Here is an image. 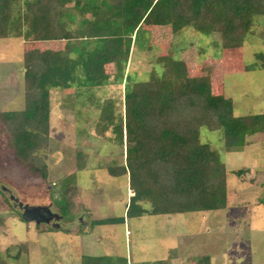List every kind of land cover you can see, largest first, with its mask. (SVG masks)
I'll use <instances>...</instances> for the list:
<instances>
[{
  "label": "rangeland",
  "instance_id": "1",
  "mask_svg": "<svg viewBox=\"0 0 264 264\" xmlns=\"http://www.w3.org/2000/svg\"><path fill=\"white\" fill-rule=\"evenodd\" d=\"M76 1L69 0L68 8L78 25L96 16L97 3L109 5L108 0ZM36 43L40 49L67 50L64 41ZM27 46L23 37L0 39L2 111L24 108ZM168 55L184 62L187 75L208 74L212 92L231 98L236 115L264 113V16L255 18L237 50L223 48L219 33L204 35L193 27L175 33L170 26L144 24L134 37L126 74L131 82L147 80L153 71L162 75L159 57ZM108 70V84L51 89L50 150L41 152L47 154V179L28 172L0 132V189L6 194L0 195V254L15 264H85L87 259L94 264H264V130L248 133L226 150L223 129L200 128L201 141L226 166V208L131 217L127 208L134 192L129 175L120 173L130 151L125 130L121 138L128 82L117 81L113 65ZM79 151L87 154L83 170L77 166ZM11 195L30 205L52 204L64 216L63 227L26 222ZM141 205L152 207L146 201ZM118 217L125 220L95 224ZM20 249L21 257L13 258Z\"/></svg>",
  "mask_w": 264,
  "mask_h": 264
},
{
  "label": "trees",
  "instance_id": "2",
  "mask_svg": "<svg viewBox=\"0 0 264 264\" xmlns=\"http://www.w3.org/2000/svg\"><path fill=\"white\" fill-rule=\"evenodd\" d=\"M108 2L106 8L97 3L92 8L96 16L78 25L69 12V0H0V39L23 37L28 45L23 53L24 108L0 110L6 146L28 172L47 179V154L41 152L50 150L51 89L108 84L112 76L108 66L113 65L117 81L128 82L121 138L125 130L130 151L126 165L120 167L121 174L129 175L134 192L128 215L226 208V166L218 152L201 141L200 128L223 129L225 148L231 150L248 133L264 130V113L236 115L231 98L212 92L208 74L187 75L184 62L171 55L159 57L162 75L153 71L149 79L131 82L126 70L134 37L144 24L170 26L175 33L187 27L204 35L219 33L223 48L241 49L255 18L264 16V0ZM42 41H64L67 50L35 46ZM71 50L77 55L71 56ZM76 160L78 170L85 169L87 154L79 151ZM109 170L119 172L114 167ZM145 201L151 209L141 205ZM124 220L107 218L95 224ZM22 252L13 258L19 259ZM0 264L15 263L0 254Z\"/></svg>",
  "mask_w": 264,
  "mask_h": 264
},
{
  "label": "water",
  "instance_id": "3",
  "mask_svg": "<svg viewBox=\"0 0 264 264\" xmlns=\"http://www.w3.org/2000/svg\"><path fill=\"white\" fill-rule=\"evenodd\" d=\"M22 218L26 222H35L36 224H51L53 228H61L60 220L63 216L53 210L52 204L49 205H25L22 210Z\"/></svg>",
  "mask_w": 264,
  "mask_h": 264
},
{
  "label": "crops",
  "instance_id": "4",
  "mask_svg": "<svg viewBox=\"0 0 264 264\" xmlns=\"http://www.w3.org/2000/svg\"><path fill=\"white\" fill-rule=\"evenodd\" d=\"M23 79H24V72H23ZM11 88L12 89H14V86H11ZM3 90H4V88H2ZM18 89H19V84H18ZM8 90H9V87H8ZM24 90V89H23ZM14 92V91H13ZM6 95V94H5ZM7 96V95H6ZM12 100V102L14 101V96H13V98L11 99ZM131 195H133V194H131ZM53 208V207H52ZM142 216H138V217H136V218H141ZM83 218V217H82ZM84 219V218H83ZM63 222H64V216H63V219H62V221H60V223H61V227H63ZM69 232H71L70 230H69ZM103 255H104V253H102V257H103ZM106 255H108L107 253H105V256ZM96 256H101V255H96ZM127 264H132V263H130V262H127Z\"/></svg>",
  "mask_w": 264,
  "mask_h": 264
},
{
  "label": "flooded vegetation",
  "instance_id": "5",
  "mask_svg": "<svg viewBox=\"0 0 264 264\" xmlns=\"http://www.w3.org/2000/svg\"><path fill=\"white\" fill-rule=\"evenodd\" d=\"M11 197H12V199H13V196L11 195ZM14 204L16 205H18V208H20L21 209V211L23 210V208H24V206L25 205H27L28 203H24L23 201H20V199L19 198H15L14 197ZM30 205V204H29ZM63 219V218H62ZM62 219L60 220V221H62Z\"/></svg>",
  "mask_w": 264,
  "mask_h": 264
}]
</instances>
